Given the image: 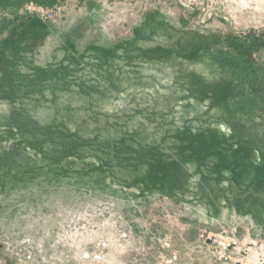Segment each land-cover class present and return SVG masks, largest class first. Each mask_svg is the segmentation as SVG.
<instances>
[{
    "label": "rangeland",
    "instance_id": "rangeland-1",
    "mask_svg": "<svg viewBox=\"0 0 264 264\" xmlns=\"http://www.w3.org/2000/svg\"><path fill=\"white\" fill-rule=\"evenodd\" d=\"M40 1L0 0V264L119 231L85 264H264V108L226 43L264 0Z\"/></svg>",
    "mask_w": 264,
    "mask_h": 264
},
{
    "label": "trees",
    "instance_id": "trees-1",
    "mask_svg": "<svg viewBox=\"0 0 264 264\" xmlns=\"http://www.w3.org/2000/svg\"><path fill=\"white\" fill-rule=\"evenodd\" d=\"M40 4V0H34ZM250 35L245 36L243 41H237L233 36L226 37V43L233 50V55L229 56V67L239 83L238 99H256L264 108V68L253 58L252 52L257 49H264V30L249 31ZM251 34H259L255 38ZM250 39L252 41H250Z\"/></svg>",
    "mask_w": 264,
    "mask_h": 264
},
{
    "label": "built area",
    "instance_id": "built-area-1",
    "mask_svg": "<svg viewBox=\"0 0 264 264\" xmlns=\"http://www.w3.org/2000/svg\"><path fill=\"white\" fill-rule=\"evenodd\" d=\"M116 235L111 237H95L90 240L91 249L85 250L78 260L77 264H85L91 261H102L104 257L112 249L113 243L119 245L121 242L125 241L127 238L126 232H117Z\"/></svg>",
    "mask_w": 264,
    "mask_h": 264
}]
</instances>
